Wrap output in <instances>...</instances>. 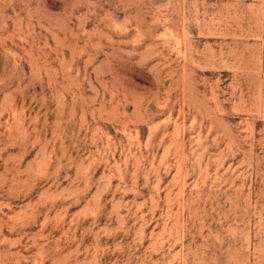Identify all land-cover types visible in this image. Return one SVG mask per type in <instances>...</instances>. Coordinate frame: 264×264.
I'll return each instance as SVG.
<instances>
[{
    "label": "rangeland",
    "instance_id": "rangeland-1",
    "mask_svg": "<svg viewBox=\"0 0 264 264\" xmlns=\"http://www.w3.org/2000/svg\"><path fill=\"white\" fill-rule=\"evenodd\" d=\"M0 264H264V0H0Z\"/></svg>",
    "mask_w": 264,
    "mask_h": 264
}]
</instances>
